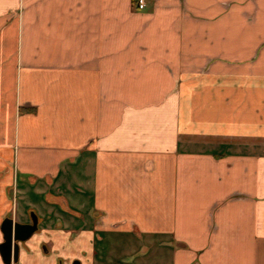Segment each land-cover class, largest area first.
<instances>
[{"label":"crops","instance_id":"1","mask_svg":"<svg viewBox=\"0 0 264 264\" xmlns=\"http://www.w3.org/2000/svg\"><path fill=\"white\" fill-rule=\"evenodd\" d=\"M30 213L11 264H264V0H0V243Z\"/></svg>","mask_w":264,"mask_h":264},{"label":"water","instance_id":"2","mask_svg":"<svg viewBox=\"0 0 264 264\" xmlns=\"http://www.w3.org/2000/svg\"><path fill=\"white\" fill-rule=\"evenodd\" d=\"M30 224H20L13 222L12 219H4L1 231L3 234V242L0 244V256L4 264H10L11 257L13 262L17 260L18 242L25 241L37 229V219L34 214H31ZM74 264H79L76 261Z\"/></svg>","mask_w":264,"mask_h":264},{"label":"rangeland","instance_id":"3","mask_svg":"<svg viewBox=\"0 0 264 264\" xmlns=\"http://www.w3.org/2000/svg\"><path fill=\"white\" fill-rule=\"evenodd\" d=\"M70 247L71 246L68 245L65 252H64V254L66 255L67 262H69V264H73L74 261H78L80 264L81 263L84 264L85 256H86L84 251H86L87 248L85 250L84 249L79 250V253H78V251H75V253H73V251L70 250L71 249ZM120 252H121V250H120ZM80 254L83 256H80ZM121 254L122 253H120V255Z\"/></svg>","mask_w":264,"mask_h":264},{"label":"flooded vegetation","instance_id":"4","mask_svg":"<svg viewBox=\"0 0 264 264\" xmlns=\"http://www.w3.org/2000/svg\"><path fill=\"white\" fill-rule=\"evenodd\" d=\"M31 214H32V213H30V222H29L28 224H30V223H31V220H32V218H31ZM10 219H12V218H10ZM36 219H37V218H36ZM12 220H13V219H12ZM13 222L17 223V222L14 221V220H13ZM37 230H38V220H37V229H36V231H35L34 233H32L31 236H29L25 241H23V242H18V253H17V260H16V262L18 261V258H19V250H20V249H19V248H20L19 246H20V244H23V243L27 242V241L32 237V235L35 234V233L37 232ZM2 242H3V240H2ZM0 244H1V243H0ZM42 249H43V251H47L45 245L42 246ZM1 259H2V258H1ZM16 262H13V257H11V262H10V264H11V263H16ZM75 262H76V261H74L73 264H74ZM57 264H63V261H62L61 259H59ZM79 264H80V263H79Z\"/></svg>","mask_w":264,"mask_h":264},{"label":"built area","instance_id":"5","mask_svg":"<svg viewBox=\"0 0 264 264\" xmlns=\"http://www.w3.org/2000/svg\"><path fill=\"white\" fill-rule=\"evenodd\" d=\"M146 1L147 0H134V4L137 9H143L146 6Z\"/></svg>","mask_w":264,"mask_h":264}]
</instances>
